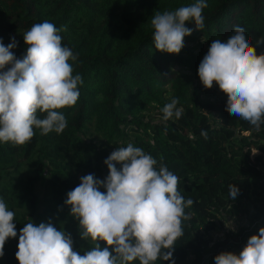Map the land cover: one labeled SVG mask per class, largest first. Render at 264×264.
I'll use <instances>...</instances> for the list:
<instances>
[{"label":"trees","instance_id":"16d2710c","mask_svg":"<svg viewBox=\"0 0 264 264\" xmlns=\"http://www.w3.org/2000/svg\"><path fill=\"white\" fill-rule=\"evenodd\" d=\"M194 2L0 0L5 46L14 38L19 58L26 50L22 34L34 23L52 22L66 29L60 33L63 43L78 54L70 61L73 74L83 79L76 105L62 110L68 126L61 134L41 135L36 129L24 146L0 144V198L15 212L17 230V237L6 241L0 264H18L19 231L31 220L64 229L83 253L91 241L80 239L78 221L64 204L66 194L87 174L104 179L103 161L130 142L176 174L182 194L193 200L173 251L175 264H214L222 251L239 254L248 237L264 227V125L257 129L230 116L226 95L215 84L205 89L197 75L212 40H226L235 26L245 28L257 54L264 53V42L257 44L264 39V0H207L204 28L186 23L192 32L180 53L155 50L150 23L155 13ZM172 98L183 115L164 120L161 109ZM42 179L37 211L35 190ZM230 185L239 189L235 199L229 198ZM236 214L248 225L213 242L220 220Z\"/></svg>","mask_w":264,"mask_h":264},{"label":"clouds","instance_id":"9594fccd","mask_svg":"<svg viewBox=\"0 0 264 264\" xmlns=\"http://www.w3.org/2000/svg\"><path fill=\"white\" fill-rule=\"evenodd\" d=\"M207 6V0H195L172 11H157L150 21L155 50L180 53L184 37L192 32L186 23L194 22L202 31ZM65 30L49 21L34 23L22 34L26 50L19 58L13 51L15 39L5 46L0 38V144L24 146L36 129L48 135L67 128L62 110L76 105L83 79L73 74L70 61L78 54L63 43L60 33ZM249 39L244 27L235 26L226 40H212L197 75L205 89L215 84L226 95L230 116L258 129L264 125V53L257 54ZM177 104L172 98L163 106L164 120L182 117ZM201 135L207 139L208 133L202 130ZM103 163L108 172L104 179L81 177L64 201L78 221L80 239L91 241L90 246L81 253L64 229L31 220L19 231L18 264H175L176 241L183 236V221L189 219L186 209L193 205L182 194L179 177L131 142L116 147ZM238 191L230 185L229 198L235 199ZM15 215L0 198V257L6 241L17 237ZM213 259L214 264H264V227L248 237L239 254L222 251Z\"/></svg>","mask_w":264,"mask_h":264},{"label":"rangeland","instance_id":"374dc122","mask_svg":"<svg viewBox=\"0 0 264 264\" xmlns=\"http://www.w3.org/2000/svg\"><path fill=\"white\" fill-rule=\"evenodd\" d=\"M43 185L44 179L38 182L35 190L38 197L37 211H40L42 208ZM247 225L248 219L241 214L226 215L220 220L218 228L212 233V240L213 242H222L227 237V234H236L241 228Z\"/></svg>","mask_w":264,"mask_h":264}]
</instances>
